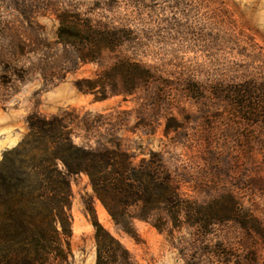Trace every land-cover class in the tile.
<instances>
[{
	"label": "rangeland",
	"instance_id": "374dc122",
	"mask_svg": "<svg viewBox=\"0 0 264 264\" xmlns=\"http://www.w3.org/2000/svg\"><path fill=\"white\" fill-rule=\"evenodd\" d=\"M58 9L130 25L138 38L122 54L153 64L177 84L166 94L154 83L94 102L75 80L93 77L116 54L66 72L72 55L55 42ZM263 67L264 0H0V162L27 134L30 113L78 115L76 143L115 141L135 162L157 152L183 197L203 203L231 194L249 226L230 220L209 232L187 223L159 230L135 220L132 236L94 196L88 176L75 174L68 264H96L89 203L135 264H264V145L258 142L264 127L242 122L226 100L211 94V87L236 84ZM183 72L196 77L203 97L192 98L178 85ZM82 120L92 126L85 130Z\"/></svg>",
	"mask_w": 264,
	"mask_h": 264
},
{
	"label": "trees",
	"instance_id": "16d2710c",
	"mask_svg": "<svg viewBox=\"0 0 264 264\" xmlns=\"http://www.w3.org/2000/svg\"><path fill=\"white\" fill-rule=\"evenodd\" d=\"M57 17L55 42L72 55L63 65L66 72L98 62L106 52L116 54L112 64L93 77L75 80L77 89L94 102L126 97L154 83L165 88L160 94H166V88L176 83L153 64L122 54L121 48L138 38L130 25L104 23L68 9H58ZM176 80L192 98L206 93L190 73H180ZM211 88V94L226 100L242 122L264 127V67L236 84ZM27 122V134L0 162V264H68L70 177L80 173L88 176L94 196L115 224L132 236L135 220L150 221L159 230L187 223L209 232L230 220L249 226L241 203L231 194L203 203L183 197L157 152L135 162L115 141L76 143L73 126L79 125L78 115L71 118L61 112L47 117L32 112ZM82 123L85 130L92 126L89 120ZM258 142L264 145V133ZM87 210L95 229L96 264H135L123 243L100 223L91 203ZM253 228L261 230L259 225Z\"/></svg>",
	"mask_w": 264,
	"mask_h": 264
}]
</instances>
